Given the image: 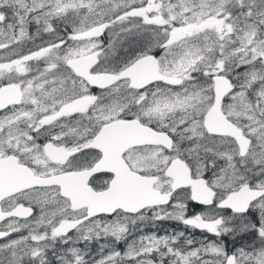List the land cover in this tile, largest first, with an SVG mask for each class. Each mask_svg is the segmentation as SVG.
Instances as JSON below:
<instances>
[{
	"label": "snow or ice",
	"instance_id": "obj_1",
	"mask_svg": "<svg viewBox=\"0 0 264 264\" xmlns=\"http://www.w3.org/2000/svg\"><path fill=\"white\" fill-rule=\"evenodd\" d=\"M0 264H264V0H0Z\"/></svg>",
	"mask_w": 264,
	"mask_h": 264
},
{
	"label": "trees",
	"instance_id": "obj_2",
	"mask_svg": "<svg viewBox=\"0 0 264 264\" xmlns=\"http://www.w3.org/2000/svg\"><path fill=\"white\" fill-rule=\"evenodd\" d=\"M173 229L175 230H184L182 225H179L174 222H169V221H164L161 223L160 227L158 229H149V228H144V231H149V230H157L160 232V234H164V232H170ZM191 231V230H188ZM197 239L201 238L202 234L199 231H196L192 233ZM120 248V247H119Z\"/></svg>",
	"mask_w": 264,
	"mask_h": 264
},
{
	"label": "flooded vegetation",
	"instance_id": "obj_3",
	"mask_svg": "<svg viewBox=\"0 0 264 264\" xmlns=\"http://www.w3.org/2000/svg\"><path fill=\"white\" fill-rule=\"evenodd\" d=\"M200 210V208H195V211H199ZM118 248L120 247L121 249H123V246L122 245H118L117 246Z\"/></svg>",
	"mask_w": 264,
	"mask_h": 264
},
{
	"label": "rangeland",
	"instance_id": "obj_4",
	"mask_svg": "<svg viewBox=\"0 0 264 264\" xmlns=\"http://www.w3.org/2000/svg\"><path fill=\"white\" fill-rule=\"evenodd\" d=\"M146 232H147V231H146ZM162 234H163V233H162ZM122 246H123V245H122ZM123 247H124V246H123ZM120 250H123V249L120 248Z\"/></svg>",
	"mask_w": 264,
	"mask_h": 264
}]
</instances>
